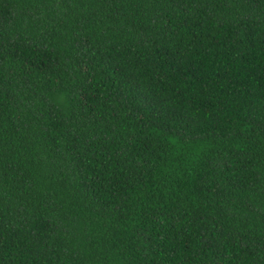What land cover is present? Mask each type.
<instances>
[{
  "label": "trees",
  "instance_id": "obj_1",
  "mask_svg": "<svg viewBox=\"0 0 264 264\" xmlns=\"http://www.w3.org/2000/svg\"><path fill=\"white\" fill-rule=\"evenodd\" d=\"M0 264H264V0H0Z\"/></svg>",
  "mask_w": 264,
  "mask_h": 264
}]
</instances>
